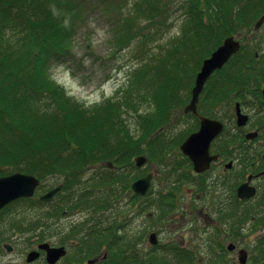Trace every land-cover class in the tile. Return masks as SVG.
<instances>
[{
	"label": "trees",
	"instance_id": "1",
	"mask_svg": "<svg viewBox=\"0 0 264 264\" xmlns=\"http://www.w3.org/2000/svg\"><path fill=\"white\" fill-rule=\"evenodd\" d=\"M168 1L133 0L130 9L122 13L114 28L116 44L121 49L140 36L141 47L136 56L142 63L132 71L126 87L119 90V96L87 107L69 96L51 77L49 69L64 60L69 43L86 16L88 2L0 0V177L22 172L36 176L42 181L41 186L50 177H59L63 187L58 194L63 196L52 213L49 206L46 207L50 202L34 200L33 197L19 199L3 208L0 216L8 214L19 204L23 207L30 204L29 210L38 209L32 212L34 217L31 219L28 211L22 209V220H18L15 227L18 225L23 232L40 228L39 235L43 239L55 214L60 217L64 210L83 204L93 210L110 206L117 191L118 194L124 189L128 191L135 178L132 175L136 170L134 156L146 155L150 161L164 158L162 151L169 143L162 140L165 131L160 129L166 124L162 122L169 120L175 108L185 106L184 98L190 97L202 59L210 55L225 35L242 33L245 29L249 31L250 25L264 10V0H187L180 5L184 15L182 35L173 39L168 50L162 53L160 48H147L146 45L163 37L159 29L169 17L166 13L173 0ZM243 38H246L245 34ZM256 51L259 58L255 56ZM253 87H264V52L244 44L209 78L200 95L199 111L207 114L209 111L204 105L229 98L235 89L250 90ZM142 104L148 107L139 111L138 105ZM126 109L135 115L134 128L125 119ZM159 130L161 135L156 134ZM181 140L179 137L176 143ZM105 162L110 165L101 167L104 169L101 174L87 181L90 184L88 190L76 191L84 184L81 183L82 173L89 165ZM188 163L191 166L189 160ZM177 177L171 178L170 182L181 185L196 181L192 173ZM100 188L107 193L105 197H99ZM164 208L158 209L150 226L162 222L169 211ZM82 225H74L71 231ZM90 228L93 231L83 235L88 237L86 244L92 243L94 249H103L99 238L104 233L99 232L96 224L89 226L88 231ZM122 237L119 233L111 236L105 248L108 255L101 261L111 259L117 262L120 257L124 261L133 259L134 263L142 264L140 262L147 253L139 252L136 243L126 239L121 242ZM136 240L140 237L133 241ZM161 247L157 245L151 250V257L156 259L153 264H164L169 258L168 251H173V257L177 251L181 264L184 258L191 264L203 263L204 258L183 250L180 245V249L173 244L166 245L163 249L167 250L155 254V249ZM219 248L221 253L208 264H228L222 245ZM255 250L251 260L264 264V238L257 240ZM85 252L78 250L76 254H67V264L78 262L76 255ZM101 261L95 264H101Z\"/></svg>",
	"mask_w": 264,
	"mask_h": 264
},
{
	"label": "rangeland",
	"instance_id": "2",
	"mask_svg": "<svg viewBox=\"0 0 264 264\" xmlns=\"http://www.w3.org/2000/svg\"><path fill=\"white\" fill-rule=\"evenodd\" d=\"M85 1L88 2V11L86 12V16L79 23L76 35L69 43V51L64 56V60H60V63H56L50 67L49 73L51 77L67 91L69 96L77 99L87 107H94L106 99L114 98L115 95L119 96L121 94L118 93L119 90L126 87L128 77L133 69L139 65V58L135 55H139L141 45L138 43V37L133 41L131 46L119 49L120 47L116 44L114 34V28L122 16V13L130 9L133 0L117 2L114 0H110V2L98 0ZM185 1L186 0H173V2L170 3L166 13L169 17L165 20V24L159 29L163 32V37L154 45L150 44V47L159 48L161 45H164L163 49L168 50L172 40L180 33L181 24L184 19L180 5ZM145 31L148 32V30ZM243 31H245L246 38H243L242 42L245 46L247 44L248 46L251 45L252 47H257L258 50L263 53L264 26L259 31L254 32V34L252 31H247V29ZM227 36L228 34L225 35V37ZM247 38L248 40H246ZM183 95L185 96V94ZM188 100L189 99L184 98L185 104ZM138 106L139 111H143L148 107L147 104ZM179 110H181L180 107L175 108L170 113L169 120L171 121L166 123L160 129L165 131L162 140L169 143V146L166 145L163 148L162 152L164 158L158 161L151 160L150 163L148 162L144 167L140 168L139 171H134V174L138 176L141 175L140 177L148 172L155 173L151 182V195L146 199L141 200L132 197L131 193L125 191V189L120 194L116 192V198L119 197L118 202L115 205L119 217L117 225L120 224L123 226L118 233L131 238L140 236V240L136 241V247L139 252L147 253L146 258L140 262L142 264H153L156 260L151 257L153 254L151 249L153 247L148 243V234L146 235V233L150 231L149 229L152 228L160 231L159 243H164L165 247L167 244H173L175 247H179V243L181 242L180 247H182L183 250L185 249L191 254L204 258L203 263L201 262V264H208L212 258L217 257L221 253L219 252L220 248L214 246V241L209 240V236L205 239L207 236L204 233L205 223L203 217L199 214L200 209L209 211L213 217H221L220 215L223 213L220 201L224 200L225 192L211 176L212 172L202 175L203 180L199 181L198 184L195 183V181L192 183L185 182L181 185H178L177 182H170L171 178L177 179V175L182 173L179 169L188 167L186 161H183V158L181 157L182 155L179 150L180 143H176L179 136L183 135V138H185L192 131L191 129L198 127V123L193 117L184 116ZM125 119H127L128 124H131V127H135L136 118L131 110L126 109ZM160 130L157 131L156 134L161 135ZM92 165L94 166L89 165L86 171L82 173L81 183L84 184L78 187L76 191L82 189H85L86 191L90 185L87 184V181L90 179L94 180L98 174H101L104 170L101 167L108 166V162L93 163ZM214 168L217 169V165ZM60 182L61 178L50 177L47 181L43 182V186L35 192L33 199L38 200V197L41 194L45 193ZM256 184L259 189L258 197H261V199L264 200V180L260 179ZM182 185H184L183 190H186V192L180 194L179 192ZM200 186H202V193L197 192L196 194H192V192H190L193 191L194 188L196 189V187ZM98 192L101 197H105L103 188H100ZM162 192H172L173 194H176V196L171 197L170 201L175 204L170 207L167 216H178L179 219L183 216L182 218H184L180 222V227L174 233L165 232L164 224L150 226V219L147 218V214L153 213L157 215V203L154 202V204L152 206L149 205L147 209L143 205L146 200L151 199L155 201L157 198L161 200L163 197ZM229 193L232 194L231 190ZM198 195H201V198H199ZM62 196L63 194L55 197L54 202L52 204L50 203V206L59 204L61 200L60 197ZM229 199L231 200L230 204L227 202L226 207L224 208L227 215L243 216V212L246 210V217L243 216L244 218L238 220L242 222L243 226L240 234H235L230 237V241L236 244V250L231 254L226 252V261H228V264H239L237 251L243 248L251 256L252 253L256 251V240L258 238H264V216H260L258 200L250 205L244 206L236 201L237 199H235L234 195H231ZM28 205L29 206L27 207H23L19 204L18 206H15V209L13 210V207H11V212L0 216V264H29L26 262V255L40 242H48L51 245L66 243L68 254L71 253V255L74 253L76 254L78 250H86L87 252L84 254L76 255L78 262H75L74 264H86V260L93 254H98L101 250L105 249H94L92 243L86 244L88 237L82 236V234H78V237L68 238L65 233V230L70 226L80 223L83 225L76 230L84 232L88 231V225L91 224L93 219H91L92 212L91 210H88L89 206L87 204H83L81 212L78 211L72 214V212L69 211L64 213V215L61 214L60 217L59 215L52 217V227L47 230V233L44 232L43 239L40 238L39 235L40 228L36 229V231H29V229L26 230L27 232H23L19 227H15V223L18 220H22V209L28 211L27 215L29 219L34 217L32 212H36L38 209L31 208V210H29L28 208L31 207V205ZM48 206L49 205L46 207ZM111 209L106 210L104 213L102 210H99L97 212L98 216L95 220L101 222L103 215L110 217ZM129 217H132V219L127 221V218ZM228 224L231 226L230 222H228ZM170 232H173V230H170ZM221 232L222 229H220L217 234ZM126 236L121 238V242L125 240ZM171 239L176 240L170 241ZM72 241L76 242L77 245L79 244V247L70 249L68 244ZM99 242L102 246L106 247L108 240L105 235H102L99 238ZM6 244H10L13 247L11 252L5 250L4 245ZM161 246L163 248V245ZM165 250L167 249H162L155 254H161ZM176 253V256L173 257V251H168L169 258L164 260V264H171L172 262L181 264L179 262L181 256ZM119 263L136 264L131 261V259L124 261V259L120 257L117 262H112L111 259L101 261V264ZM182 263L191 264V261H185L184 258ZM30 264L47 263L45 262L44 257H41L39 260ZM57 264H67L66 259H61ZM217 264L220 263L217 262ZM247 264L257 263L254 262V259L251 260L250 257Z\"/></svg>",
	"mask_w": 264,
	"mask_h": 264
},
{
	"label": "flooded vegetation",
	"instance_id": "3",
	"mask_svg": "<svg viewBox=\"0 0 264 264\" xmlns=\"http://www.w3.org/2000/svg\"><path fill=\"white\" fill-rule=\"evenodd\" d=\"M261 28L262 27H260V29ZM180 33L182 34V25L180 28ZM255 56L256 58H259L258 52H255ZM263 90H264V87L260 89L253 87V89H250V90H236L235 89L233 90V92L229 94V98H223L222 100L220 99L219 101H217V103L211 102V103L204 105V107L209 111V113L207 114L201 113L199 111L200 107L197 106V113L200 116L208 118L210 120L219 121L220 124L222 125V130L210 142L209 154L213 156L214 158L211 160L209 164V168L207 170H204L202 172L194 171L192 168L193 167L192 162L187 157L183 156L182 154H181L182 155L181 157L185 159L188 166H189V163H188V160H189V162L191 163V166L179 169L180 171H182L181 174L192 173L196 177L195 183L197 184L199 181L203 180L202 175L208 172L209 173L212 172L211 176L216 181V183L220 185L222 189H224V192H225L224 200L220 201V206H223V208H225L227 202H229V204L231 202L229 197L233 194L234 196L237 194V197H238L237 199L239 201H242L241 204H243L244 206L250 205L254 201L258 200L259 201L258 202L259 213L261 217L264 216V200H262L261 197H258L259 189L256 183L260 179L264 180V93H263ZM242 95H244V97H240ZM209 100H213V99L209 98ZM183 108L184 106L182 107V109ZM182 109L179 110L182 112L181 114H183L184 116L193 117L197 123L200 122L199 118L193 112L189 111L185 113L183 112ZM239 113L247 117L246 121L243 122L244 124L242 125H238ZM170 121L171 120H164L162 123H169ZM182 136L183 135H180L179 137H182ZM216 165H217V169L214 168ZM243 185L248 188H252L254 190V194L250 197H239L238 189ZM201 187L202 186L196 187L197 190H199L198 193L201 192V189H202ZM230 190H232L233 194L229 193ZM200 196L198 195V197ZM53 202H54V199L50 201L51 204ZM115 203L116 202H114V204H112L111 207L105 206L102 208H98L97 210L88 208V210H91L92 212L91 219H93L91 221V224L88 225V227L96 224V227L98 228L99 232L102 231L104 233L103 235L106 236L108 241H110V238L112 235L117 236L119 232V225H117L119 217L117 215ZM57 206L58 204L54 206L49 205V208L51 207V213L52 211L56 210ZM81 208L82 207L68 208L63 211L62 215H64V213L69 212V211H71L72 214L78 211L81 212ZM109 209H111L110 217L103 215L101 222L99 220H96L99 223H96L94 221L95 218L98 216L97 212L99 210H102L104 213L106 212V210H109ZM57 215L58 214H55V216H52V217H56ZM243 216L246 217V210L243 212ZM182 217L183 216H181V219L183 220L184 218ZM201 217H203V220L205 223L204 233L207 235L212 234L213 232L216 231V229L221 228L220 226L221 223H224L222 219H224V221L241 219V217L226 218V216L218 217L217 219H213L206 215L205 216L202 215ZM130 219H132V217L127 218V221H129ZM236 223H237L236 228L243 227L240 225V222H236ZM168 224H169L167 225L168 228L173 229V232H169V233L176 232V230L180 227V225H178V221L173 220L170 217L168 218ZM73 226L74 225L70 226L68 229L65 230L66 235H69L70 237H78V234H82L83 236L84 234H88L89 232L93 231V228H90V231H85V232L80 231V230H74L77 232L73 234L74 231H71V228ZM66 245H67L66 243H63V244L52 245V246L54 247L62 246L67 250ZM159 245H163V248L165 247L164 244H159ZM68 246H70L69 247L70 249H73L75 247L76 248L79 247V244L77 245L76 242L72 241L68 244ZM163 248L161 247V248L155 249V252H159ZM106 250L107 249L101 250L98 254L92 255V258L94 259L93 264L106 258V256L108 255V252ZM151 250L153 251L154 247ZM88 260L86 261V264H88Z\"/></svg>",
	"mask_w": 264,
	"mask_h": 264
},
{
	"label": "water",
	"instance_id": "4",
	"mask_svg": "<svg viewBox=\"0 0 264 264\" xmlns=\"http://www.w3.org/2000/svg\"><path fill=\"white\" fill-rule=\"evenodd\" d=\"M264 21L262 15L255 24V28L260 27ZM240 48L239 40L233 36L225 38L223 43L217 47L212 54L203 60L200 70L198 71L194 85L191 90V100L184 108L185 112H193L200 120V127L197 131L191 133L180 145L181 152L187 156L193 163L194 170L201 172L209 167L210 161L214 158L209 155V146L212 139L217 136L221 130L222 125L217 120H210L202 117L197 113V102L199 95L209 77L218 69H221L230 57L235 54ZM264 93V90H263ZM246 116L239 113L238 125L244 124ZM147 161L145 156L136 157V165L142 166ZM152 174H148L143 178H139L132 184V189L135 193L144 195L151 182ZM40 185V180L34 175L26 173H13L7 176L0 177V210L10 202L19 199L32 197ZM60 190V186L51 189L50 191L41 195L40 199L44 201L51 200L52 197ZM239 197H250L254 194L252 188L241 186L238 189ZM151 243H156L155 234H151L149 238ZM8 252L12 250L10 245H5ZM229 249L233 245L228 246ZM37 249L45 251V259L48 264H55L61 257L65 256L66 250L64 247L50 246L48 243H41ZM31 250L26 257L28 263L35 261L39 256V250ZM246 253L241 251L239 260L241 264L246 262ZM93 263V261H89Z\"/></svg>",
	"mask_w": 264,
	"mask_h": 264
}]
</instances>
